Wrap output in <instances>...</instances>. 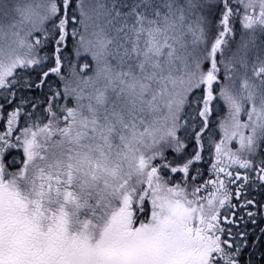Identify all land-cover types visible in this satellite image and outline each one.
Returning <instances> with one entry per match:
<instances>
[{
	"label": "snow or ice",
	"instance_id": "6c2138e0",
	"mask_svg": "<svg viewBox=\"0 0 264 264\" xmlns=\"http://www.w3.org/2000/svg\"><path fill=\"white\" fill-rule=\"evenodd\" d=\"M0 264H264V0H0Z\"/></svg>",
	"mask_w": 264,
	"mask_h": 264
}]
</instances>
